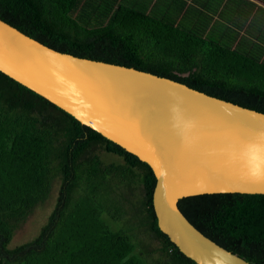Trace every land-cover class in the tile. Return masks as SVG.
<instances>
[{
    "label": "trees",
    "instance_id": "obj_1",
    "mask_svg": "<svg viewBox=\"0 0 264 264\" xmlns=\"http://www.w3.org/2000/svg\"><path fill=\"white\" fill-rule=\"evenodd\" d=\"M165 14L125 0H0V19L55 50L264 113V54L207 40ZM98 147L120 160H103ZM155 183L147 163L0 71V264H196L159 229ZM54 184L37 234L10 247ZM177 205L205 236L264 264V194H199Z\"/></svg>",
    "mask_w": 264,
    "mask_h": 264
},
{
    "label": "water",
    "instance_id": "obj_2",
    "mask_svg": "<svg viewBox=\"0 0 264 264\" xmlns=\"http://www.w3.org/2000/svg\"><path fill=\"white\" fill-rule=\"evenodd\" d=\"M0 71L152 169L159 229L196 264H251L200 232L178 200L264 194V113L133 67L48 47L0 19Z\"/></svg>",
    "mask_w": 264,
    "mask_h": 264
},
{
    "label": "crops",
    "instance_id": "obj_3",
    "mask_svg": "<svg viewBox=\"0 0 264 264\" xmlns=\"http://www.w3.org/2000/svg\"><path fill=\"white\" fill-rule=\"evenodd\" d=\"M125 1L154 17L171 13L175 23L241 53L264 54V0Z\"/></svg>",
    "mask_w": 264,
    "mask_h": 264
},
{
    "label": "rangeland",
    "instance_id": "obj_4",
    "mask_svg": "<svg viewBox=\"0 0 264 264\" xmlns=\"http://www.w3.org/2000/svg\"><path fill=\"white\" fill-rule=\"evenodd\" d=\"M97 152L101 155L103 160H120L117 156L104 152L100 147L97 148ZM58 184V183H57ZM57 184L53 185L51 195L47 202L42 205L38 210H34L31 215H29L25 221H23L14 232V236L9 244L10 247L18 245L33 238L40 226L43 224L46 215L49 214L53 207L54 199L56 196ZM145 239H147V234H141ZM155 241H151V247H156Z\"/></svg>",
    "mask_w": 264,
    "mask_h": 264
}]
</instances>
